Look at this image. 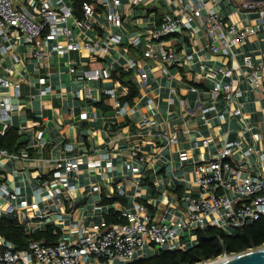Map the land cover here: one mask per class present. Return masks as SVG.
Segmentation results:
<instances>
[{
  "label": "crops",
  "instance_id": "obj_1",
  "mask_svg": "<svg viewBox=\"0 0 264 264\" xmlns=\"http://www.w3.org/2000/svg\"><path fill=\"white\" fill-rule=\"evenodd\" d=\"M189 1L144 0L133 4L124 0L122 44L105 57L82 51L54 54L36 61L30 54L32 47L15 32L2 44L5 48L11 46L5 54L0 49V65L1 72L6 68L11 70L7 78L12 87L0 90V98L6 97L11 106L8 133L21 136L23 145L10 153L28 152L30 158L15 161L1 158L0 186L10 190L21 187L27 192L25 187L30 177L34 184L46 185L55 161L97 159L105 147L116 167L111 175L104 168L80 171L72 181L76 187L75 202L66 196L56 199L45 207L51 210L46 219L26 223L30 234L45 231L48 226L55 231L59 226L58 239L73 240L70 230L74 225L92 230L101 223L108 224L106 217L111 213L132 211L135 203L146 206L153 221L167 222L177 209H183L184 194L198 191L197 165L210 160L226 143L238 142L232 159L241 163L242 175L249 172L264 175V84L252 87L243 64L247 55L255 63L264 61V33L248 37L244 45L233 47L230 53L235 61L232 62L228 57L212 56L208 52V41L202 31L194 37L187 31H183L184 35H173L167 40V48L174 50L179 58L192 53L193 60L188 65L179 60L170 67V77L163 75L153 62L144 60L148 33L160 25L164 15L181 16ZM244 1L220 0L215 9L238 29L255 26L259 14L243 9ZM94 34L103 32L99 28L87 34L74 31L76 40L94 38ZM136 36L142 37L138 48L130 44V37ZM152 49L158 52L160 45L153 43ZM131 59L148 70L144 86L127 69ZM221 64L235 71L227 81L237 93L231 107L223 97L214 98V82L202 68L204 65L218 68ZM72 66H75L73 73ZM104 67L111 68L112 79L104 82L80 79L82 68ZM114 71L128 73L124 82L136 85L138 94L131 101H125L129 86L113 77ZM41 78L46 79L44 85L39 83ZM15 84L20 87L19 97ZM87 88L97 96L96 101L79 97ZM104 90L113 91L114 97L103 93ZM115 102L120 107H115ZM235 108L241 111L237 117L232 115ZM85 111L89 117L82 120L80 115ZM2 128L0 123V133ZM164 135L176 137V143H169ZM207 140L211 141L204 145ZM41 141L45 142L42 148ZM68 147L72 150L68 151ZM139 157L146 159L145 165L137 164ZM38 158L44 161L39 164ZM137 166L140 172L133 173L132 167ZM92 186H98L99 191L92 192ZM156 252L146 248L143 258Z\"/></svg>",
  "mask_w": 264,
  "mask_h": 264
},
{
  "label": "built area",
  "instance_id": "obj_2",
  "mask_svg": "<svg viewBox=\"0 0 264 264\" xmlns=\"http://www.w3.org/2000/svg\"><path fill=\"white\" fill-rule=\"evenodd\" d=\"M144 0H131L133 4L143 3ZM124 0H88L81 7V16L78 17L72 0H0V49L6 53L11 46L5 48L3 43L9 40L12 32L17 33L27 46L32 47L33 59H47L54 54L65 55L69 52L87 51L93 56L105 57L112 50L122 44L124 23L121 14ZM220 0H190L182 9L181 16L164 15L159 26L154 27L147 35V46L143 51L145 61L157 65L163 75L170 77V67L180 62L191 64L192 53L179 58L174 50L167 48V40L173 35H184L187 31L194 37L202 31L207 38L208 52L212 56L228 57L235 61L231 49L244 45L248 37L264 33V2L245 0L242 8L248 11H257L258 23L255 26L237 28L229 23L216 11L215 7ZM101 29L102 35H95L87 40H76L74 31L87 34ZM142 42L141 36L130 37L131 46L138 48ZM153 43L160 45L158 52L153 51ZM16 62L19 59L14 56ZM244 67L248 70L247 80L252 87L264 84V61L255 63L250 56H245ZM74 65V64H73ZM72 66L71 72H74ZM206 76L214 82V98L223 97L231 107L237 97L232 85L227 81L232 79L235 71L221 64L218 68L204 65ZM127 69L133 71L144 86L148 70L135 60L128 62ZM11 70L3 69L0 65V90L12 87L7 78ZM81 80L88 82H104L112 79L111 68H82ZM226 81V82H225ZM44 85L45 78L39 79ZM16 95L20 96L19 85L15 84ZM103 93L114 97L111 90ZM85 100L96 101L87 88L83 93ZM115 107L120 104L115 102ZM120 108V113H122ZM212 110V109H209ZM11 106L6 97L0 98V123L3 125L1 136H6L10 128ZM240 110L232 109V115L237 117ZM88 112L80 115L87 120ZM150 124L146 122V125ZM164 137L169 143H176V137ZM260 140L259 137H257ZM211 140L204 141V145ZM45 142H40V148ZM238 142L226 143L210 160L197 165L195 183L196 193H185L182 197L183 209H177L172 218L167 221H153L149 210L141 203H135L132 211L121 212L119 219L124 223L108 225L101 223L94 229L74 225L71 230L73 240L59 238L55 244H45L44 241L30 240L28 247L17 250L13 244L0 235V264H129L136 259L145 257L146 248L159 250H188L196 244L194 232L205 230L207 227H216L225 232L229 229H241L248 224L264 218V175L249 172L242 175L241 163L233 159V152ZM68 147V151H71ZM111 155L105 147L99 158L85 160L69 158L64 161H55L52 165V176L48 184L25 178L28 191L21 187L9 189L0 186V218L17 220L24 226L26 233L27 222L30 220L42 221L51 210L45 207L54 204L55 200L63 196L74 200L75 185L73 177L80 171L87 169H103L109 175L116 167L111 161ZM29 160L28 152L10 153L0 149V159ZM264 157H262V160ZM39 164L44 161L36 160ZM137 164L145 165L146 159L139 157ZM3 164L0 162V171ZM133 173H139V167H132ZM92 192H98V186L91 187ZM24 192V193H22ZM120 194H123L120 191ZM23 195V196H22ZM113 199V196L110 197ZM57 219H61L58 216ZM56 224V223H55ZM58 225V224H57ZM59 226H56L58 230ZM54 234H58V231ZM158 248V249H157ZM228 255H223L225 257ZM220 257V258H222Z\"/></svg>",
  "mask_w": 264,
  "mask_h": 264
},
{
  "label": "trees",
  "instance_id": "obj_3",
  "mask_svg": "<svg viewBox=\"0 0 264 264\" xmlns=\"http://www.w3.org/2000/svg\"><path fill=\"white\" fill-rule=\"evenodd\" d=\"M88 0H72L75 13L81 16V7ZM113 77H117L121 82L129 86L130 93L125 101H131L138 94V89L133 82H124L128 73L114 71ZM21 136L16 133H8L5 137H0V148L14 152L21 148ZM103 202H106L105 199ZM120 215L111 213L106 217L108 224H122ZM0 235L13 244L17 250H24L28 247L30 240L44 241L45 244H55L58 241V234H54L52 226H48L45 231L37 234H27L24 226L17 220L0 218ZM196 244L188 250H159L153 256L136 259L129 264H203L216 260L223 255H237L247 251L264 247V218L246 225L241 229H229L225 232L216 227H207L205 230L194 232Z\"/></svg>",
  "mask_w": 264,
  "mask_h": 264
},
{
  "label": "water",
  "instance_id": "obj_4",
  "mask_svg": "<svg viewBox=\"0 0 264 264\" xmlns=\"http://www.w3.org/2000/svg\"><path fill=\"white\" fill-rule=\"evenodd\" d=\"M248 1L264 2V0ZM203 264H264V247L237 255L225 256Z\"/></svg>",
  "mask_w": 264,
  "mask_h": 264
},
{
  "label": "rangeland",
  "instance_id": "obj_5",
  "mask_svg": "<svg viewBox=\"0 0 264 264\" xmlns=\"http://www.w3.org/2000/svg\"><path fill=\"white\" fill-rule=\"evenodd\" d=\"M158 249V248H157Z\"/></svg>",
  "mask_w": 264,
  "mask_h": 264
}]
</instances>
